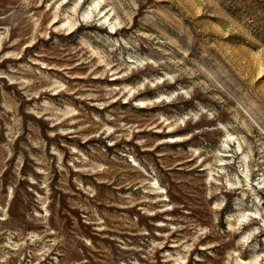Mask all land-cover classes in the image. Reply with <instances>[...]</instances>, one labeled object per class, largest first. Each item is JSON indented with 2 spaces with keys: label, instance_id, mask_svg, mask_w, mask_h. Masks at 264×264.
<instances>
[{
  "label": "rangeland",
  "instance_id": "374dc122",
  "mask_svg": "<svg viewBox=\"0 0 264 264\" xmlns=\"http://www.w3.org/2000/svg\"><path fill=\"white\" fill-rule=\"evenodd\" d=\"M0 264H264V0H0Z\"/></svg>",
  "mask_w": 264,
  "mask_h": 264
},
{
  "label": "bare ground",
  "instance_id": "6f19581e",
  "mask_svg": "<svg viewBox=\"0 0 264 264\" xmlns=\"http://www.w3.org/2000/svg\"><path fill=\"white\" fill-rule=\"evenodd\" d=\"M100 6H101L100 2H99L98 4H95V6L92 7L91 12L96 13L97 10H98V8H100ZM104 11H105V10H104ZM104 11H102V9H101V10H98V12H97V17L102 16V14L104 13ZM95 15H96V14H95ZM95 15H94V16H95ZM106 16H107V14L104 15L102 18H106ZM107 21H108V20H107ZM110 29L112 30V33L116 31V27H110ZM68 30H69V34H68V35H70V36L73 35L74 33H76V32L79 31V29L75 30L73 26H70ZM112 33H111V34H112ZM28 48H32V47L29 46ZM20 59H21V58H20ZM52 70H53V69H52ZM112 70H113V69H112ZM114 77H115V78H114ZM114 77H113V81H115V82H118V81L128 82V81L131 80V78H127V79L121 78V77H119V74H114ZM75 79H78V78L76 77ZM102 80H104V79H102ZM46 93H47V92H46ZM59 95H60V94H59ZM132 96L137 97V96H142V94H140V93H134ZM148 103H149V102H148ZM140 105H142V104H140ZM170 133H171V132H170ZM232 138H233V137H232L231 135H229L228 138H227V143H230V142L232 141ZM169 141H170L171 143H176V142H179L180 140H179L178 138H177V139H175V138H171Z\"/></svg>",
  "mask_w": 264,
  "mask_h": 264
}]
</instances>
